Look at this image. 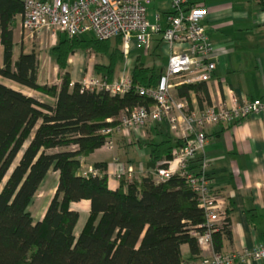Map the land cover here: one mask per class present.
Listing matches in <instances>:
<instances>
[{
    "label": "trees",
    "instance_id": "1",
    "mask_svg": "<svg viewBox=\"0 0 264 264\" xmlns=\"http://www.w3.org/2000/svg\"><path fill=\"white\" fill-rule=\"evenodd\" d=\"M23 5L24 0H0V76L54 101H40L0 83V264H188L180 245L187 243L191 256L199 255L190 231L203 230L198 225L205 215L183 178L156 181L148 168V173L127 183L120 180L110 189L105 174L80 173L81 158L104 145L101 129L146 99L133 90L111 95L82 88L71 81L67 61L78 49L108 55V65L95 69L111 81L124 57L120 41L112 45L93 35L58 38L52 52L60 82L40 84L34 50L12 60L14 18L22 14ZM161 72L138 59L132 82L154 85ZM170 143L169 138L149 142L154 165L171 159L182 140ZM93 166L103 171L106 163ZM49 171L58 172L57 186L42 218L34 222L28 206ZM80 200L89 201V211L76 232L80 214L71 203ZM229 228L227 217L212 234L214 252L220 251L223 237H230Z\"/></svg>",
    "mask_w": 264,
    "mask_h": 264
},
{
    "label": "crops",
    "instance_id": "2",
    "mask_svg": "<svg viewBox=\"0 0 264 264\" xmlns=\"http://www.w3.org/2000/svg\"><path fill=\"white\" fill-rule=\"evenodd\" d=\"M186 4L207 8V15L202 19L201 24L213 46L212 59L215 62V70L209 81L178 84L172 88V94L186 102L193 110H200L209 105H241L246 100L264 98V0H187ZM169 11L170 0H151L147 4L148 20L154 22L155 16L158 15L162 26L165 25L164 17ZM85 35L91 34L81 36ZM63 36L58 34V38ZM45 38L49 39L47 34L31 38L21 26V14L16 15L12 36V60H16L20 53H30L34 50L38 57V82L42 84L41 73L46 71L48 75L56 76L60 82L59 69L52 52V47L57 41L51 42V46L44 50L49 58L48 67L43 68L39 62V50ZM137 45L139 44L132 40L130 50H134ZM163 47L165 46L156 35L145 47V55L152 60ZM94 53L93 50L78 49L69 56L67 70L72 57L77 55L74 71L68 70L72 82H80L90 75L105 77L95 69V66H107L109 56ZM104 57H107V60H104ZM138 59L142 61L140 56H136L133 60L129 58L122 60L116 66L112 80L118 78L123 71L131 74ZM3 62L4 46L0 41V67ZM142 62L145 66L155 68L152 61ZM159 70L165 69L161 67ZM0 83L13 89H16L14 85H17L28 92L16 90L40 101L49 103L54 101L45 94L1 76ZM204 132L206 142L203 155L208 164L210 187L214 194L224 199L230 220V237H223L219 252L251 249L264 243V112L249 115L235 123L212 124L206 126ZM168 138L171 139L170 144L174 145L173 141L179 139V136L169 129L165 121L152 123L140 129L138 133L128 136L115 134L113 149L108 150L101 146L88 156L82 157L80 169L97 162L106 163L108 168L112 165V157L115 156L121 163L132 165L136 172L134 178H138L149 172L147 167V163L150 162L149 142H160ZM50 174L56 179L55 185L43 202L41 214L35 220L32 218L34 222L42 218L46 205L56 189L58 180L56 171H49L41 185ZM107 184L110 189H115L119 182L110 180ZM79 204H85L86 209H82ZM71 208L80 214L76 229V232H79L89 211V201L73 202ZM180 252L184 260L193 261L204 255L209 256L214 250L211 246L206 250H200L199 255L193 257L188 244L183 243L180 245ZM249 264H264V259L253 260Z\"/></svg>",
    "mask_w": 264,
    "mask_h": 264
},
{
    "label": "built area",
    "instance_id": "3",
    "mask_svg": "<svg viewBox=\"0 0 264 264\" xmlns=\"http://www.w3.org/2000/svg\"><path fill=\"white\" fill-rule=\"evenodd\" d=\"M150 1L24 0L21 26L31 38L47 34L52 43L57 41L58 34L68 38L87 33L99 40L120 38L124 56L130 51L132 40L147 47L154 36L159 37L167 51V65L154 85L133 84L127 71L111 81L90 75L79 83L82 88L104 90L111 95H124L133 90L146 99L144 104L125 109L115 124L101 129L100 133L106 135L103 145L106 149H113L115 134L128 136L163 121L182 140L171 159L154 166L152 175L156 181L178 176L189 185L205 215L204 222L198 225L203 230L190 231L199 250L203 251L212 246V234L222 228L228 217L224 199L214 194L210 187L208 164L203 155L206 142L204 128L212 124L239 122L249 115L262 113L264 98L246 100L241 105H209L200 110L190 109L186 102L176 98L171 92L174 86L193 81L207 82L214 73L213 46L201 24L207 8L187 6V0H170V11L165 15V25L162 26L158 15L154 22L148 20L147 4ZM111 162L112 165L103 171L88 165L80 169V173L83 176L105 174L107 182L124 180L127 183L134 179L136 172L132 165L121 163L115 156ZM262 259L264 243L228 253L211 252L209 256L188 261V264H249Z\"/></svg>",
    "mask_w": 264,
    "mask_h": 264
},
{
    "label": "rangeland",
    "instance_id": "4",
    "mask_svg": "<svg viewBox=\"0 0 264 264\" xmlns=\"http://www.w3.org/2000/svg\"><path fill=\"white\" fill-rule=\"evenodd\" d=\"M112 42V45L116 44L117 41H120L118 44L119 49H122V41L120 38H112L109 39ZM51 46V41L48 38H45L44 43L42 48L39 50L40 51V59L39 62H41V66L44 68H47L48 66V62H49V58L46 54V52L44 51L46 48H49ZM43 52H45V54H43ZM95 54V53H94ZM94 56V55H93ZM124 56L123 52H122V57ZM136 56H140L141 60L146 62V61H152L155 65L156 71H158V69H160L161 67L163 69L166 68L167 65V51L166 48L163 47L162 49H160L157 54L155 56H153L152 60L151 58L149 59L147 55H145V47L142 45H137V47L134 50H130L128 52L127 55H125L123 57V61L124 59H131L133 60ZM96 57V56H94ZM97 58V57H96ZM104 60H107V57H104ZM77 64V55L72 57V60L69 62V69L71 72L74 71L75 66ZM46 72L41 73V83L42 84H57V82L59 83V81L57 80V77L54 76L52 77L51 75H48ZM47 74V75H46ZM106 78V77H104ZM14 87L16 89H19L21 91H23L24 93H27L28 91L23 89V88H19L17 87V85H14ZM140 138V137H139ZM21 153H19L15 159V163L18 161L19 157H20ZM55 177L54 175L50 174L45 181L43 182V184L41 185L40 189L37 191L36 195L34 196V198L32 199V202L29 204L28 206V210L31 213L32 218L35 220L36 218H38V216L41 214L42 209H43V202L44 200L49 196L50 190L52 189V187L55 185ZM79 206H81L82 209H86V205L85 204H79Z\"/></svg>",
    "mask_w": 264,
    "mask_h": 264
},
{
    "label": "water",
    "instance_id": "5",
    "mask_svg": "<svg viewBox=\"0 0 264 264\" xmlns=\"http://www.w3.org/2000/svg\"><path fill=\"white\" fill-rule=\"evenodd\" d=\"M154 166H155L154 163L151 162V161L147 163V167L148 168H151L152 169V168H154Z\"/></svg>",
    "mask_w": 264,
    "mask_h": 264
},
{
    "label": "bare ground",
    "instance_id": "6",
    "mask_svg": "<svg viewBox=\"0 0 264 264\" xmlns=\"http://www.w3.org/2000/svg\"><path fill=\"white\" fill-rule=\"evenodd\" d=\"M153 169V168H152Z\"/></svg>",
    "mask_w": 264,
    "mask_h": 264
}]
</instances>
